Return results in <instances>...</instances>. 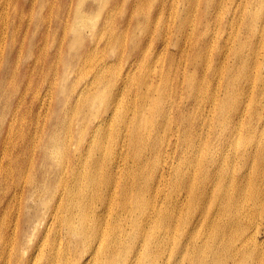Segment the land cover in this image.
Listing matches in <instances>:
<instances>
[{
    "label": "bare ground",
    "instance_id": "bare-ground-1",
    "mask_svg": "<svg viewBox=\"0 0 264 264\" xmlns=\"http://www.w3.org/2000/svg\"><path fill=\"white\" fill-rule=\"evenodd\" d=\"M0 1L23 4L0 6L13 28L0 36V264H264V77L248 74L264 64V0H43L57 22L47 39L40 24L25 34V66L15 18L37 1ZM231 19L247 33L234 48ZM203 35L207 60L232 51L226 68L201 75ZM222 73L225 100L202 107ZM171 186L204 214L167 252L182 197L165 205Z\"/></svg>",
    "mask_w": 264,
    "mask_h": 264
},
{
    "label": "rangeland",
    "instance_id": "rangeland-1",
    "mask_svg": "<svg viewBox=\"0 0 264 264\" xmlns=\"http://www.w3.org/2000/svg\"><path fill=\"white\" fill-rule=\"evenodd\" d=\"M36 1L37 0H33V2H36ZM214 1L215 0H202V5H199L198 9L200 10L202 8H205L206 5H208V4H210L211 2H214ZM29 2H32V1L27 0L26 4H28ZM159 2L160 1H158L155 4V6L158 5L160 7L161 5L158 4ZM231 4H232V0H229V5H231ZM1 5L4 6V11L2 13L7 11V14L9 12L16 11V10H14L15 7H18L19 9H21L23 7L22 2L21 3L14 2L13 4L11 3V7H9V8H6L3 3H0V6ZM258 12L259 11L255 12V13H258ZM195 13H196L195 10H192V15H193L192 17L195 16ZM199 13H200V11H199ZM20 14H22V12H20ZM32 18H33V15H32L31 12H27L26 14H24V18H23L22 22L20 21L19 18H17V17L15 18V22L19 23L18 26H20L19 30H17L16 41H17V56H19V57L22 56L23 57L22 66H25L26 64L30 63L33 60V58H34V52L35 51L33 53H29L26 50L27 44L23 47L24 37L26 36L25 34L26 33L30 34V32H34L35 31V29L32 28V24H33ZM227 18H228V16H227ZM241 21H242V19L240 20V22ZM231 23H233L231 31H233L234 37H232V39L230 41H233L234 39L236 40V42L232 45L233 48H234L240 39H243V38L247 37V33H246L245 25H243L241 27L240 24L239 25L237 24L238 23V19H231ZM7 25H8V21H5L4 19L0 18V36H3L5 38L6 43L9 44V40H10L9 33H11L13 31L12 30L13 28L8 30ZM215 28H216V25H213V27H212V35H214ZM227 29H228V26H227ZM46 30H47L46 27H41V28L38 29L39 38L40 39L44 38V37H40V36H46L47 35V34H40V32H44ZM15 31L16 30H14V32ZM228 32L230 33V31H228ZM212 35L210 36L209 40L211 38H213ZM47 37L48 36H46V39H47ZM203 37H204V39H203L202 42L204 43V45L202 44V45H200V47H197V49H196V50H200V54H199L198 58H200V59L203 58L202 60H199V64L202 67V69H201L202 74L201 75H203L204 72L208 68L212 67L213 63L217 64L218 60H220V62L223 60L224 61V68H226L227 63L230 61L232 51L230 49H226V50L222 49V50H220L216 46L215 50L213 49V52H212V55H211L210 58H212L213 53L215 52V56H216L217 60L215 62H211V61H209V59L207 60L205 58V54H206V50H207V45H205L206 44L205 41L207 39V36L203 35ZM194 45H197L195 41H194ZM11 53L12 52L10 51V48L8 46L7 53H6L5 67H8L9 64H10ZM51 53L52 52H50L49 54H51ZM47 57L49 58L50 56H47ZM250 57L253 58V55H250ZM27 59H28V61H26ZM253 61H254V59L250 60V69L248 71L249 77L251 78V80H254V79L256 80L257 79L258 81H260L262 79L261 76L264 77V64L260 68L258 67V65H256V68H255V65H253ZM190 63H195V62H194V60L191 59ZM232 64H234V63H232ZM222 74L220 76H218V77H214L212 75L211 78L215 81V83H214V86H213L214 91H211V90L210 91H211L212 95L215 96V99L212 98V99L206 100V102L203 103L202 107L205 105L208 108H212L213 103L215 102V100L218 99L221 102L223 100H225V98L227 96L226 88H225V86L221 87L216 82V81H220L221 79L223 81L224 74L223 75ZM189 75H190V72L188 73V75L185 78H180V84H179L178 89H177L178 92L180 91V87H183L181 82H183V81L187 82V80L190 79ZM242 80L243 79H241V81ZM230 92H231V95H235L236 94V89H233ZM204 94H205V90L202 91L201 96H204ZM0 96H1V93H0ZM218 96H222V97L219 98ZM175 102H176V108L178 109V107L181 106V102H180L179 99H176ZM190 112L191 113H197V99H193L191 101ZM7 116H8V114H7ZM8 119L9 118H6L5 121H4L6 124H7ZM215 124H216V127H215V131H214L213 139L218 138V140H220V141L225 140L226 139L225 133H221L220 132V130L224 131L223 130V122L219 121L218 123L215 122ZM236 133H237V129L235 128L234 134H236ZM236 139H238V138L236 137ZM227 149H229V148H220V149H218V152H217L218 161L216 160V162L214 164L215 168H218V167H220L222 165V162H220L219 160H220V158L223 157V155L226 154ZM203 170H204V168L202 169V171ZM220 173H223V172L220 170V168H218L215 171V174H214L213 177H215L217 174H220ZM193 177H194V173H193V169L191 168V172L189 173V178L192 179ZM197 183L199 185H201V187H200L201 189H204V187L206 185H209L210 182L208 180H206L204 182V180L202 178V175H201L200 179L198 180ZM167 190H168V195H167L168 197H167L165 205L169 204L170 205V209H171V205L175 202L174 200H176V198L178 197V193H176V192L177 191H181V195H182L181 200H180L181 206H179V208H175L174 212L172 211L173 214L175 215V218H174L175 223H177V225L179 226V231H178V233H176L174 235H172V233L170 232V234L166 238V244H164V251L169 252L171 249L173 250L177 246V244L179 243L180 237L182 236V234L187 229H189L188 233H191L193 231V225L195 223V220L192 219L191 216L194 213V211L196 210V208H199L196 211L198 216H203V214H204V208H203L204 199L201 200L202 203L198 207H193V205L191 206L192 194L190 193V191H186V188H184V189H176L175 190L171 186V190L170 189H167ZM194 193L198 194L195 190H194ZM175 223H174V225H175ZM168 225L171 226L170 223ZM186 238H187V235H185V237L183 239V243L184 244H186ZM174 242H176V243L174 244ZM171 258H172V262L175 261L174 257H171ZM175 258L177 259V257H175ZM168 262H169V259H168Z\"/></svg>",
    "mask_w": 264,
    "mask_h": 264
},
{
    "label": "crops",
    "instance_id": "crops-1",
    "mask_svg": "<svg viewBox=\"0 0 264 264\" xmlns=\"http://www.w3.org/2000/svg\"><path fill=\"white\" fill-rule=\"evenodd\" d=\"M51 2L52 1H50L48 3H44L43 0H37L36 3H37V9H38V11H36L35 13H32V15H33V18H32L33 24L32 25H34V24L35 25L40 24L38 26H35V28L37 30L39 28H41V27H46L47 29L53 28L54 25L56 24L57 21H56L55 17H51L50 15H48L46 18L42 19V17L45 16V13L47 11V8H48V6L50 5ZM48 35L49 34H47L46 36H48ZM49 41H50V39H49Z\"/></svg>",
    "mask_w": 264,
    "mask_h": 264
}]
</instances>
